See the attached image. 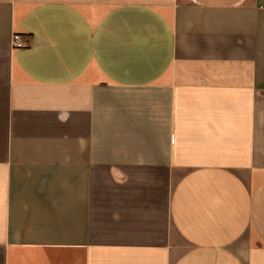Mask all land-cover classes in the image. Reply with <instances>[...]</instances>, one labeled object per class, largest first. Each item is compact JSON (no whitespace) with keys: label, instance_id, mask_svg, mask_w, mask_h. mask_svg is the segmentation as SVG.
I'll list each match as a JSON object with an SVG mask.
<instances>
[{"label":"crops","instance_id":"obj_1","mask_svg":"<svg viewBox=\"0 0 264 264\" xmlns=\"http://www.w3.org/2000/svg\"><path fill=\"white\" fill-rule=\"evenodd\" d=\"M0 264H264V0H0Z\"/></svg>","mask_w":264,"mask_h":264}]
</instances>
